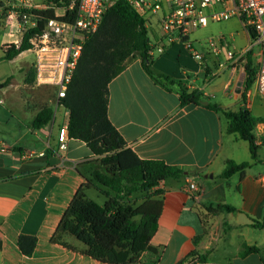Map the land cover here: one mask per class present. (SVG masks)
<instances>
[{
	"label": "crops",
	"instance_id": "obj_1",
	"mask_svg": "<svg viewBox=\"0 0 264 264\" xmlns=\"http://www.w3.org/2000/svg\"><path fill=\"white\" fill-rule=\"evenodd\" d=\"M223 21L228 28L216 34H224L235 52L246 51L249 39L239 19ZM0 32L2 45L9 40L6 30ZM152 33L158 36L156 28ZM202 39L194 38L203 52L202 62L194 58L184 61L183 67L168 62L174 42L156 59L152 57L151 65L153 71L181 81L187 91H196V102L181 103L174 87L166 89L147 73L137 53L108 83L107 115L126 145L141 158L184 169V176L159 184L163 205L149 240L151 248L134 261L111 263L84 253L83 244L71 234L63 233L61 241L52 239L63 212L98 161L81 139L68 136L65 147H58V128L67 125V108L65 120L53 115L47 124L31 128L30 121L42 105L32 108L17 101L13 105L24 130L10 140L0 138V264H264V251L240 254L244 243L264 247V227L253 225L264 218V146L259 140L264 123L257 122L254 129L256 159L242 174L222 177L227 159L250 160V152L246 140L227 132L225 116L212 106L232 110L245 106L251 111L260 93L254 77L243 100L237 83L245 77L244 61L228 58L223 51L212 52ZM23 52L0 60V102L8 90L16 93L23 85ZM257 60L253 51L256 67ZM162 92L174 101L167 103ZM257 113L263 115L264 110ZM21 134L28 135L26 143ZM190 181L203 187L199 202L186 188ZM90 189L103 195L94 184L87 196ZM21 235L35 237L29 253L23 249L29 248L30 240L22 239L21 246Z\"/></svg>",
	"mask_w": 264,
	"mask_h": 264
},
{
	"label": "trees",
	"instance_id": "obj_2",
	"mask_svg": "<svg viewBox=\"0 0 264 264\" xmlns=\"http://www.w3.org/2000/svg\"><path fill=\"white\" fill-rule=\"evenodd\" d=\"M35 20L22 33L18 42H4L1 45V59H12L30 45L29 38L42 30L44 21L56 16V9H25ZM76 8L66 11L59 18L72 21ZM149 47V28L143 17L131 7L127 0H116L108 6L95 30L85 39L65 95L58 99L68 109V136L83 140L96 156L98 167L91 171L90 177L75 192L63 212L52 239L61 241V235H73L83 244L82 251L91 257L111 263L131 262L141 251L151 248L149 240L157 227V219L162 209V188L159 184L167 178L184 176V169L160 159L141 158L129 146L111 123L107 115L108 83L125 65V60L138 54L147 73L166 89L174 87L181 103L198 101L196 91H187L186 86L171 77L153 71ZM245 77L241 96L244 100L256 74L253 51H245ZM8 80V78H7ZM55 93V91H54ZM226 118V130L237 138L248 142L250 160L236 162L227 159L221 171L222 177L234 172L242 174L251 161L256 159L257 137L254 129L257 122L264 123V114L254 116L241 106L238 109H222ZM53 118L50 105H42L30 121L31 128H39ZM264 146V131L259 137ZM96 185L103 194L99 202L87 196L86 191ZM221 207L234 210L229 204ZM255 226L264 227V218L255 220ZM30 240L29 253L35 237L21 235ZM252 251H264L255 244H243L241 255Z\"/></svg>",
	"mask_w": 264,
	"mask_h": 264
},
{
	"label": "built area",
	"instance_id": "obj_3",
	"mask_svg": "<svg viewBox=\"0 0 264 264\" xmlns=\"http://www.w3.org/2000/svg\"><path fill=\"white\" fill-rule=\"evenodd\" d=\"M116 0H20L25 9H56V16L44 21L40 32L29 38L30 45L24 51L33 56L31 65L37 84L54 87L56 100L65 95L83 43L100 23L105 9ZM131 7L144 18L149 28L147 53L154 56L166 46L180 42L197 61L202 62L203 52L197 49L190 38L193 31L206 26L209 21H222L231 17L239 19L248 35V49L257 54L255 74L256 88L264 95V0H127ZM76 8L72 21L59 18L66 11ZM59 9V10H58ZM23 17L28 13L21 12ZM10 16L12 14H9ZM19 22V21H18ZM32 19L29 25H34ZM17 29L23 33L17 23ZM155 28L158 36L152 33ZM23 29V31H22ZM17 42V40H14ZM201 42V41H200ZM202 42L214 53L223 51L228 58L239 60L244 51H234L229 39L222 33L203 38ZM68 137L66 124L58 128L59 148L65 147ZM195 202H199L203 187L193 181L186 187ZM200 264H216L201 261Z\"/></svg>",
	"mask_w": 264,
	"mask_h": 264
},
{
	"label": "rangeland",
	"instance_id": "obj_4",
	"mask_svg": "<svg viewBox=\"0 0 264 264\" xmlns=\"http://www.w3.org/2000/svg\"><path fill=\"white\" fill-rule=\"evenodd\" d=\"M24 5L20 2V0H0V28L6 30L7 32V42H17L20 40L22 33L17 29V23L22 26V28H26L29 25L32 18L30 16L23 17L21 14ZM59 10V9H58ZM9 14H12L11 16ZM19 21V22H18ZM228 25L225 21H209L206 26L200 27L197 30L193 31L190 35V38L193 42V45L197 48L198 44L194 41V38H206L210 35L216 34L219 31H226ZM22 29V31H23ZM2 33L0 32V39ZM150 36V33H149ZM151 38V36H150ZM237 40H241V37H236ZM203 40V39H202ZM175 50L172 54H170V60L168 62L173 63L174 66L183 67L184 61H191L194 58L190 56V54L186 51V49L181 45L180 42H175L173 44ZM199 49V48H197ZM1 51V45H0ZM159 53L154 54V58L156 59ZM166 56L168 54H165ZM153 58V59H154ZM22 61L21 72V83L23 85L20 89L14 93L11 89L7 91L6 94L1 96L2 101L0 102V138H6L8 140L11 139L15 134H20L19 130H24V122L19 118L18 112L14 107V102L17 101L25 103V105H29L32 108L36 106H41L44 104H48L53 109V115H55L56 119L63 116L64 120L67 117V113L62 104L56 103L54 87L50 85H42L37 84L34 80L33 69H32V59L33 56L30 52H23L20 56ZM152 59V61H153ZM151 65L153 63L151 62ZM160 92V91H159ZM162 97H168V102L171 103L174 101V98L167 92H162ZM12 98L14 100H12ZM264 110V97L261 94H258L256 98V103L252 107L251 112L254 116H258L257 112H262ZM17 132V133H16ZM22 142L26 143V139H28V135L21 134ZM88 196L101 202L104 198L103 195L99 194L94 189H90L88 191Z\"/></svg>",
	"mask_w": 264,
	"mask_h": 264
},
{
	"label": "water",
	"instance_id": "obj_5",
	"mask_svg": "<svg viewBox=\"0 0 264 264\" xmlns=\"http://www.w3.org/2000/svg\"><path fill=\"white\" fill-rule=\"evenodd\" d=\"M241 86H242V81L240 80V81L237 83V90H238V91H240Z\"/></svg>",
	"mask_w": 264,
	"mask_h": 264
}]
</instances>
